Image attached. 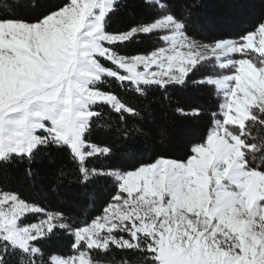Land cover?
<instances>
[{"label": "snow or ice", "instance_id": "obj_1", "mask_svg": "<svg viewBox=\"0 0 264 264\" xmlns=\"http://www.w3.org/2000/svg\"><path fill=\"white\" fill-rule=\"evenodd\" d=\"M119 7V0H62L29 22L15 18L14 3L0 5V161L31 162L55 146L78 161L85 180L103 176L85 167L86 158L114 154L88 142L99 115L94 106L110 105L121 119L135 114L116 94L98 89L105 77L134 84L137 92L167 91L214 61L231 73L203 81L223 94V121L213 113L206 142L194 145L186 161L157 158L111 172L115 195L91 223H57L68 217L46 213V220L22 226L26 213L42 209L0 190V264L18 255L23 264H94L90 252L113 247L142 254L146 264H264V17L237 39L201 45L188 34L191 10L179 13L173 0H144L138 7L151 22L108 32L106 18ZM161 32L168 34L158 39L169 47L114 50ZM126 154L135 155L130 147ZM57 228L72 237L73 254L49 262L39 245Z\"/></svg>", "mask_w": 264, "mask_h": 264}, {"label": "trees", "instance_id": "obj_2", "mask_svg": "<svg viewBox=\"0 0 264 264\" xmlns=\"http://www.w3.org/2000/svg\"><path fill=\"white\" fill-rule=\"evenodd\" d=\"M16 5L15 18L33 22L35 18L53 8L62 0H8ZM144 0H119L120 7L107 16L108 32H122L137 23L151 22L146 10L138 7ZM5 0H0V5ZM179 5V13L191 10L188 34L194 39L214 42L215 39H237L238 33L250 31L264 17V0H173ZM0 8V15L3 14ZM160 33L151 37L136 36L124 45L115 48L120 54H146L162 45ZM105 66H111L104 61ZM115 67V66H112ZM213 61L189 73L184 84H170L167 91L157 86L143 88L137 92L136 85L125 82L121 85L113 78L105 77L98 83L99 90L117 95L121 102L135 110L120 118L110 105L98 103L94 111L88 142L100 147L110 146V157L86 158L85 167L103 170L104 175L91 176L85 180L77 162L70 153L55 146L44 147L34 159L0 161V190L17 193L22 199L42 209L37 214H26L21 225L40 221L46 213L63 214L62 220L73 225L90 223L101 215L107 202L115 195L114 171H127L141 162H154L157 158L186 161L194 145L204 143L213 125V113L221 120L222 94L215 86L204 84L206 77L222 75ZM194 110L198 114H193ZM133 139L125 145V140ZM129 147L135 155L126 154ZM259 164V158L257 159ZM72 237L67 231L56 229L55 234L39 246L43 258L51 262L52 256L66 258L73 254ZM89 256L102 264H146L140 253H125L112 248L105 253L92 251ZM22 256L12 258L13 264H23Z\"/></svg>", "mask_w": 264, "mask_h": 264}, {"label": "rangeland", "instance_id": "obj_3", "mask_svg": "<svg viewBox=\"0 0 264 264\" xmlns=\"http://www.w3.org/2000/svg\"><path fill=\"white\" fill-rule=\"evenodd\" d=\"M165 34H168V33H160V36H162V35H165ZM199 44H201V45H203V44H212L213 42H206V41H200V40H197V39H195ZM257 40H258V37H257ZM162 41V40H161ZM160 47H169V45L168 44H166V43H164L163 41H162V45L160 46ZM159 48V47H158ZM158 48H156V49H158ZM181 51H185V49H180ZM150 53V52H149ZM146 54H148V53H146ZM235 59H238V58H240L238 55L236 56V57H234ZM102 63H104V61L102 60L101 61ZM218 66V65H217ZM142 70V69H141ZM225 74H231L230 72H224L222 75H225ZM209 77H206L205 78V80L206 79H208ZM211 78H213V79H215V78H217V76L216 77H211ZM222 94V93H221ZM222 103H224V96H223V94H222ZM220 115H221V121H223V113L221 112V109H220ZM214 126V123H213V125H212V127ZM206 142V139H205V141H204V143ZM259 203H264V202H259ZM26 214H28V213H26ZM25 214V215H26ZM50 214H53V213H50ZM53 215H55V214H53ZM47 219V215L45 214L44 215V217L40 220V221H38V222H36V223H40L42 220H46ZM258 219V218H257ZM54 222H57V223H65L64 221H62V220H60V221H54ZM91 223V222H90ZM28 225V224H27ZM22 226H24V225H22ZM122 235H125L126 236V234H122ZM53 257V256H52ZM57 259H65V258H62V257H58V256H55ZM67 258V257H66ZM52 259V258H51ZM86 259H87V257H86ZM94 262V261H93ZM94 264H102V263H100V262H94Z\"/></svg>", "mask_w": 264, "mask_h": 264}]
</instances>
